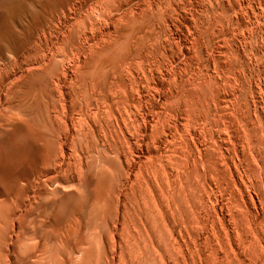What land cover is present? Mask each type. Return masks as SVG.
Listing matches in <instances>:
<instances>
[{"label": "rangeland", "instance_id": "374dc122", "mask_svg": "<svg viewBox=\"0 0 264 264\" xmlns=\"http://www.w3.org/2000/svg\"><path fill=\"white\" fill-rule=\"evenodd\" d=\"M0 264H264V0H0Z\"/></svg>", "mask_w": 264, "mask_h": 264}, {"label": "bare ground", "instance_id": "6f19581e", "mask_svg": "<svg viewBox=\"0 0 264 264\" xmlns=\"http://www.w3.org/2000/svg\"><path fill=\"white\" fill-rule=\"evenodd\" d=\"M7 255V254H6ZM138 255V254H137Z\"/></svg>", "mask_w": 264, "mask_h": 264}]
</instances>
